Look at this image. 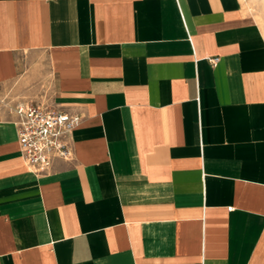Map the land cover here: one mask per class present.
<instances>
[{"label": "crops", "instance_id": "crops-1", "mask_svg": "<svg viewBox=\"0 0 264 264\" xmlns=\"http://www.w3.org/2000/svg\"><path fill=\"white\" fill-rule=\"evenodd\" d=\"M0 264H264V0H0Z\"/></svg>", "mask_w": 264, "mask_h": 264}, {"label": "built area", "instance_id": "built-area-1", "mask_svg": "<svg viewBox=\"0 0 264 264\" xmlns=\"http://www.w3.org/2000/svg\"><path fill=\"white\" fill-rule=\"evenodd\" d=\"M210 60L216 64L219 58ZM12 111L17 116L21 155L33 171L48 172L56 160L72 159L71 134L81 122L80 115L33 102L17 103Z\"/></svg>", "mask_w": 264, "mask_h": 264}]
</instances>
